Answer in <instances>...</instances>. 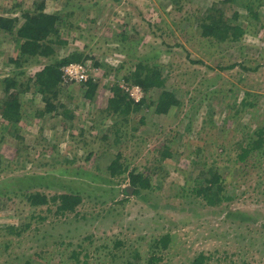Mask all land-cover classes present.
Returning a JSON list of instances; mask_svg holds the SVG:
<instances>
[{
	"label": "rangeland",
	"instance_id": "374dc122",
	"mask_svg": "<svg viewBox=\"0 0 264 264\" xmlns=\"http://www.w3.org/2000/svg\"><path fill=\"white\" fill-rule=\"evenodd\" d=\"M37 1L0 0V15L20 18ZM226 1L47 0L45 12L65 15L61 37L68 45L52 60L36 56L22 66L10 62L18 46L0 32V79L15 77L21 91L30 74L73 52L90 59L72 64L100 81L92 100L84 97V82L65 83L54 100L65 108L47 117L37 116L45 103L32 87L22 93L19 125L9 127L0 116V227L30 226L21 236L0 233V264H151L153 256V264H194L202 253L209 258L203 264H264V147L238 161L242 143L264 129V2H255L261 18L253 24L245 10L250 0L227 2L225 18L247 27L240 41L204 37L201 21ZM140 61L160 66L180 104L167 115L154 107L136 116L108 113L116 84L130 98H144L126 81ZM165 149L174 156L161 161ZM119 153L129 170L151 178L141 196L123 192L128 172L111 175ZM205 166L226 179L231 199L219 206L191 193V179ZM34 191L80 193L83 202L61 216L53 202L32 207L23 196ZM238 211L243 215L228 216ZM166 234L168 249L157 248Z\"/></svg>",
	"mask_w": 264,
	"mask_h": 264
},
{
	"label": "trees",
	"instance_id": "16d2710c",
	"mask_svg": "<svg viewBox=\"0 0 264 264\" xmlns=\"http://www.w3.org/2000/svg\"><path fill=\"white\" fill-rule=\"evenodd\" d=\"M258 1L250 0L245 5L247 16H250L252 24L258 22L261 18V12H257L255 8V2ZM262 1L264 2V0ZM227 2H234V0H227L222 7L212 6L209 9L208 15L199 25L200 33L204 37H209L217 42L236 43L247 33V27H243L240 24H233L225 18L224 9L227 7ZM34 4L36 10L23 11L21 15L22 19L21 17L9 18L0 15V32L10 34L16 46H18L19 57L10 58V62H14L18 66H22L21 62L25 63L29 58L36 56L50 58L52 60L60 48H65L68 45V40L61 37V27L66 24L62 19L65 15L59 12H45L47 0H40ZM235 18H237V13L235 14ZM124 38L122 36L120 39L123 40ZM22 59L24 61H21ZM89 59L84 52H73L67 57H56L51 63L44 65L36 70L34 74L29 75L27 87L23 91L20 89L23 85L15 77H1L0 84L4 86V97L0 98V116L4 123H7L9 127H13L22 122L23 102L21 96L23 95L22 93H25L32 87L42 95V100L45 103V108L38 111L37 116L47 117L48 113H54L60 107L65 108L64 105L54 102L61 94L63 85L69 83L64 80L63 67L72 63H81L83 60L85 62ZM94 65L99 66L100 63L95 62ZM134 67L135 69L127 74L126 81L139 86L145 94L144 98L140 100L132 99L127 92L116 84L110 89L112 95L107 99L108 106L105 111L115 115L136 116L143 108L154 107V114L167 115L173 107L180 104L176 93L166 90V80L159 65L145 64L143 61H140ZM121 68H123V65ZM22 73L24 72L22 71ZM99 87L100 81L90 78L82 86L84 97L90 100L94 99ZM152 91H158L156 99L148 96L149 94L151 95ZM144 119L141 117L140 121L142 122ZM16 137L21 139L19 135ZM263 147L264 129H258L252 132L247 137V141L240 146L241 153L238 154V161H245L249 155L258 153L259 151L261 152ZM20 153V150H17L16 154L18 156H20ZM173 153V151L165 149L161 152V161L172 158L174 156ZM121 158L122 154L119 153L108 167L111 175L116 177L128 172L130 186L125 188L123 192L130 195L129 189L132 188L134 190L133 195L141 196L143 190L151 188V178L136 168L129 170V165L122 163ZM199 174L195 181L193 180L194 177L191 179V182L194 183L191 193L205 202L206 206H219L225 200L231 199L225 190L226 179L219 173L218 168H214L213 166L208 168L205 166L199 170ZM39 177L33 176V178ZM23 197L35 208L49 205L53 202L56 204V214L61 216L75 213L78 206L83 202L80 193H61L54 194L50 197L41 191H34L26 193ZM238 214L242 213L239 211L238 213L231 212L228 216L236 217ZM28 227H30L28 224L24 225V227L22 225H5L0 227V233L5 232L6 234L11 233L21 236ZM170 239V235L166 234L157 239L155 246L159 249H168L171 242ZM118 245L120 243L116 242L115 247H118ZM76 255L75 252L74 256ZM208 259L202 253L197 256L193 263L203 264ZM155 261H157L155 256L149 259V263L151 264L155 263ZM26 264H29V262H26Z\"/></svg>",
	"mask_w": 264,
	"mask_h": 264
},
{
	"label": "built area",
	"instance_id": "2783aa9c",
	"mask_svg": "<svg viewBox=\"0 0 264 264\" xmlns=\"http://www.w3.org/2000/svg\"><path fill=\"white\" fill-rule=\"evenodd\" d=\"M64 80L65 82H86L89 80V72L84 65L69 64L64 69Z\"/></svg>",
	"mask_w": 264,
	"mask_h": 264
}]
</instances>
